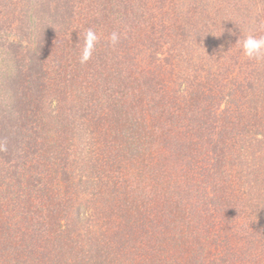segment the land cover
Returning <instances> with one entry per match:
<instances>
[{
  "label": "trees",
  "instance_id": "trees-1",
  "mask_svg": "<svg viewBox=\"0 0 264 264\" xmlns=\"http://www.w3.org/2000/svg\"><path fill=\"white\" fill-rule=\"evenodd\" d=\"M180 1L0 0L18 29L50 19L39 84L0 101V264H264V59L236 40L264 0Z\"/></svg>",
  "mask_w": 264,
  "mask_h": 264
},
{
  "label": "rangeland",
  "instance_id": "rangeland-1",
  "mask_svg": "<svg viewBox=\"0 0 264 264\" xmlns=\"http://www.w3.org/2000/svg\"><path fill=\"white\" fill-rule=\"evenodd\" d=\"M2 2L5 3V1ZM136 2H140V0H136ZM188 2L191 3L192 0H181L179 4L186 5L188 4ZM203 2L207 3L208 9H211L212 7V14L215 13L214 18L216 16V10L220 11L219 13L220 15L221 14L223 15L222 8L224 6V0L223 1L203 0ZM250 7H251L250 11H253V13L249 18H245L239 13L237 16H235V19L238 20L240 18L242 20H247V21L249 20L257 21L255 19V11H257L256 9H259L258 5H254ZM16 13L17 10L14 9L12 15L9 13L7 14L4 13L0 15V101H2V103L9 106L16 103V97L13 91V88H16L18 86L16 84L20 83L22 80L31 82L30 74H32L33 72L31 65H32V61L35 58V51L38 48L37 47L38 44L36 43V41L33 40V36H35L39 40V42H41L46 37V33H48L47 29L50 22V19L46 17L48 16L47 14H45L44 16L42 15L41 21L34 19L33 23L30 22L31 23L30 29L32 28V30H35L36 28V30H39L42 26V23H44L45 24L44 31H41L42 32L41 34H37L34 31L29 33V30L27 29L28 26L27 21L23 23V26L20 29H18L17 27L18 18L15 17ZM220 18L223 19V16H220ZM56 21H58V19ZM29 37L30 39H28ZM13 60L16 61L14 62ZM16 62H18V64ZM42 63H44L49 68H53V58L46 53L43 54ZM13 70L15 76L12 74ZM15 79H16V83L14 84ZM135 83L138 84L140 87L141 84H143L141 78L135 80ZM30 84H39V83L33 77L32 82ZM77 86L78 85L74 84V88H75L74 94L77 92ZM96 96L98 102H101V99L103 97L101 89L96 92ZM47 104H49L48 99L44 101L45 107L41 112V114H43L44 117L50 118V116L53 114L51 110H49L50 104L48 106ZM70 104H72V102L69 101L66 96L65 105H70ZM63 114L64 111L61 112L59 115H63ZM75 120L77 121L76 122L74 121L73 124L71 125V128L75 131L73 134L75 135V139L72 140L73 142L72 152L74 151V154H76L77 150L81 149L82 147L88 149L86 145L80 142V139L83 137L81 133H84V129L83 128L80 129L79 127L81 125L78 123V119ZM48 122L49 125H45V121H44L43 124L44 126L41 127V132L45 131V129H53V128L58 129L61 128L62 126H65L64 124H69V122L67 123V118L60 119L58 124L56 122V119H54L52 123H51V119H49Z\"/></svg>",
  "mask_w": 264,
  "mask_h": 264
},
{
  "label": "clouds",
  "instance_id": "clouds-1",
  "mask_svg": "<svg viewBox=\"0 0 264 264\" xmlns=\"http://www.w3.org/2000/svg\"><path fill=\"white\" fill-rule=\"evenodd\" d=\"M99 37L92 29H88L85 33V48L81 56V62L88 61L95 48V44L98 41ZM119 39V36L116 32L111 34L110 40L111 43L115 44ZM240 48L243 51L244 56L248 60H261L264 59V35L256 36L253 34H248L242 39L237 37L236 39Z\"/></svg>",
  "mask_w": 264,
  "mask_h": 264
}]
</instances>
